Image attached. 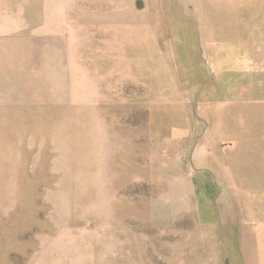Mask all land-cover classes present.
I'll return each mask as SVG.
<instances>
[{
    "label": "rangeland",
    "instance_id": "374dc122",
    "mask_svg": "<svg viewBox=\"0 0 264 264\" xmlns=\"http://www.w3.org/2000/svg\"><path fill=\"white\" fill-rule=\"evenodd\" d=\"M238 1L251 18H225L226 0H0V36L78 60L51 76L62 98L29 110L21 163H0V264L239 255V227L264 220V0ZM223 28L236 60L214 68ZM182 106L188 137L153 134L152 109L165 127Z\"/></svg>",
    "mask_w": 264,
    "mask_h": 264
},
{
    "label": "crops",
    "instance_id": "0c3cea01",
    "mask_svg": "<svg viewBox=\"0 0 264 264\" xmlns=\"http://www.w3.org/2000/svg\"><path fill=\"white\" fill-rule=\"evenodd\" d=\"M236 1L237 8L233 11L232 7H228V3L231 6L233 5L231 0H226L225 18L229 17L231 20L244 17L251 18L252 16H243L239 1ZM48 26L47 24L45 28ZM214 31L216 36L221 37L219 41L222 42L218 46H214L210 51L214 68H217L223 67L227 61H230L231 57L236 60V57L232 56V52H236V50H229L232 46L227 45L224 38H222L226 35L225 28ZM13 39L14 42H9L8 37L0 36V163L16 165L21 163L17 143H29V136L27 135L29 131V110L35 107V101L62 98L59 91L55 96L52 94L51 76L57 73L59 83L67 81L66 78L69 76L66 75L69 70V67L66 66L67 61L74 59L77 62L78 60L69 55V48H63L61 45H55L53 49L51 44L42 45V47L28 45L26 48V46L18 43V36L13 35ZM255 48L254 52L256 55L254 57L257 59L259 49L257 45ZM248 51L253 52L251 49L246 52ZM238 57H241V55ZM33 59L42 64L41 69L38 71H35L33 66L29 67L26 65V61H32ZM52 62L56 63V67L53 69L51 67ZM40 74H42L43 78L41 81H37L36 77ZM62 77L65 78L63 79ZM203 80L212 81L210 76ZM203 80L199 82L202 83ZM37 85L41 87L37 89ZM161 112L160 109L154 108L152 113H150L151 117H153L150 126L153 134L160 136L162 140L163 138L174 140L188 137L190 127L183 106L177 108L175 113H169L163 118L165 127H163V120L158 122L159 120L157 119V117L161 116ZM24 132L27 136H21V133ZM10 169V173L5 178H9V175L12 176L14 172H18L16 168L15 171L13 170L14 167ZM3 174V172L0 173L1 178H3ZM200 180L205 182L203 185H198V192L201 191L202 194L201 196L199 195L201 205H205L207 202L202 201V196L208 193L212 184L207 177L200 178ZM208 201L211 202V200ZM239 229L241 232L240 237L234 241L235 245L230 249V251L237 249L239 255L237 257H230V253L222 255L221 263L264 264V220L243 224ZM223 243L231 245L227 239ZM227 249L228 247H226Z\"/></svg>",
    "mask_w": 264,
    "mask_h": 264
}]
</instances>
